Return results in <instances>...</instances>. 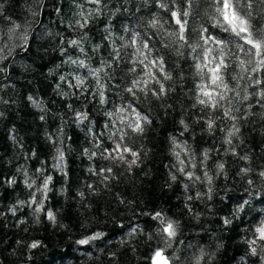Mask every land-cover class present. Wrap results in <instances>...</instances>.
<instances>
[{"label":"trees","instance_id":"1","mask_svg":"<svg viewBox=\"0 0 264 264\" xmlns=\"http://www.w3.org/2000/svg\"><path fill=\"white\" fill-rule=\"evenodd\" d=\"M80 2L0 0L3 4L0 47L4 44L12 47L11 55L5 49L3 55L7 59L0 60V67L4 69L0 72V264H146L152 250L164 244L156 231L158 222L151 216L157 211L179 224L177 236L168 249V254L175 253L179 257L178 264H188L201 249L206 254L201 264H262L259 257L248 252L243 238L249 224L264 216V192L261 191L264 180L257 174L264 170V107L257 106L255 99L249 101L253 115L239 120L240 132L233 138L238 156L226 153L229 147L223 143L226 133L219 128L228 129L232 122L218 120V130L211 134L206 131V125L197 124L200 108L192 107L193 61L187 55L190 51L187 48L182 49L184 57L177 56V45L165 35L175 28L170 14L158 8L153 0H104L102 15L92 19L81 44L89 65L100 66L101 61L115 55L114 48L121 51L122 57L131 53L132 48L122 46L130 42L131 32H139L150 37L152 46L165 57V67L172 80L164 82L170 91L160 99L137 92L135 105L151 121L142 134L125 129L131 137L129 143L142 153L138 166L129 170L119 161L113 163L99 155L90 160L84 153L85 148L89 149V154L100 151L94 146V135L101 138L103 147H112L109 137L115 130L113 120L116 127L120 125L116 117L109 118L107 113L133 100L125 89L136 77L128 72L131 64L127 59L105 69L108 76L104 73L101 76L108 103L103 105L95 94L94 78H89L87 86L92 91L85 95L69 89L67 81L61 82V76L86 72L66 62L69 57L84 58L78 48L67 44L83 36V30L69 27L79 18L76 13ZM84 7L91 6L85 4ZM206 9V4L198 3L189 16L193 41L201 26L210 24ZM154 15L160 18L163 28L147 26ZM8 17L21 25L11 38ZM125 28L130 31L126 32ZM25 32L26 46L19 38ZM165 44L168 47H164ZM97 45L101 47L97 49ZM57 84L70 95L63 96ZM29 97L38 101L39 107ZM249 102L241 106V115L248 110ZM68 105L75 111L87 112L88 119L79 123ZM182 118L189 130L180 136ZM172 136L186 141L197 157L204 149H211L206 165L214 176L210 200L207 196L191 202L186 200L197 191L206 192V184L197 182L186 190L187 181L182 178L177 182L169 180L166 165L175 162L171 154ZM57 147L65 153L62 170L53 167ZM245 155L249 158L247 161L239 159ZM218 162L225 163L224 173L220 175H216L215 170ZM41 167L44 174L53 176V181L45 211L37 214L31 206L18 202L29 201L30 192L35 191L26 186L24 172L30 178L41 177L36 172ZM107 167L113 168V174L106 184L101 183V177L89 172L90 168ZM242 167H249L250 174L240 175ZM197 174L202 175V170ZM12 178L16 182L7 183ZM248 179L254 181L253 186L248 185ZM40 183L42 179H37V184ZM88 185H93L94 190ZM80 192L84 193L83 198L78 195ZM245 199L249 204L244 212L225 226L222 218ZM13 208L15 212L10 210ZM48 209L55 212L54 221L47 218ZM133 227L137 229L135 233L131 232ZM96 232L104 235L88 245L76 243ZM34 241H39L40 246L30 249L28 245Z\"/></svg>","mask_w":264,"mask_h":264},{"label":"snow or ice","instance_id":"2","mask_svg":"<svg viewBox=\"0 0 264 264\" xmlns=\"http://www.w3.org/2000/svg\"><path fill=\"white\" fill-rule=\"evenodd\" d=\"M156 6L165 10L170 14L169 19L175 25L174 30L165 32L167 37L171 38V43L177 45V56L184 57L186 54L182 49H189L187 55L191 56L194 68V103L193 108H200V112L196 117L197 124L206 125V131L211 134L218 130L217 121H231L232 125L228 129L219 128L221 132H225L223 143L229 147L225 149L226 153L233 156H238L235 146L233 145V138L238 137L240 128L238 122L248 115H253V105L249 102L252 99L256 100L257 106L264 107V0H153ZM207 5L206 14L210 21L209 26H201L195 33L196 39L193 41L189 29V16L197 4ZM87 4L91 7L85 8ZM79 9L76 15L79 17L75 19L74 24H70V28L83 30V36L80 39H71L67 41L68 47L79 50V53L84 58L73 59L69 57L66 61L71 65H76L79 69H85L83 75L77 74L74 76H61V82L67 81L69 89H75L81 95H85L92 91L88 87L89 78H94L96 91L95 94L99 96L100 104L108 103L105 95L106 85L103 83V77L108 76L105 69H111L116 62L122 59H127L131 67L128 72L135 75L130 81L125 91L133 97L126 106L115 108L114 111L108 112L109 118L116 117L119 121V127H116V120H113L112 126L114 131L111 133L109 139L112 141V147H103L101 138L93 136V143L96 149L100 151H91L85 148L84 153L89 155V159H93L98 155L108 161L115 163L119 161L121 164L127 166L129 170L133 166H138L141 152L135 150L134 144L129 143L131 133L142 134L145 130V125L150 124L149 117L142 114L135 105V98L137 92H143L145 95L151 94L157 99L168 94L170 89L166 88L165 81L172 80V75L167 71L165 64V57L158 54L151 44V38L143 36L139 32H131V40L122 47L132 48L131 53H122L119 49H115V55L109 56L107 61H101L100 66L92 68L85 53L82 40L86 39L89 25L94 17L102 15L104 8V0H81L77 4ZM199 11V9H196ZM3 17V4L0 3V18ZM11 25L8 29L10 37L16 35V29L21 25L16 24L10 17L7 18ZM147 26L153 29L163 28L164 24L158 16H153L147 21ZM171 26V25H170ZM126 32L130 30L125 28ZM24 46L27 45L26 32L19 37ZM123 39V38H121ZM97 49L101 45L96 46ZM164 47H168L165 44ZM7 49L8 55L12 53V47L4 44L0 47V60L7 59L3 55ZM65 54H67L65 52ZM4 71L0 67V72ZM158 86V87H157ZM57 89L61 91L63 96H69L70 93L63 90L61 84H57ZM251 89V91H250ZM73 95L75 93H72ZM34 104L39 107V102L29 97ZM249 102L248 110L241 115V106ZM72 109V105H68ZM75 118L79 123H83L88 119V113L85 111H75ZM222 113L217 116L216 113ZM45 117H40L43 120ZM179 124L183 126V131L179 133L183 136L189 130V125L182 118ZM105 127H108L106 124ZM103 134H101L102 136ZM49 139H52L50 136ZM211 149H204L199 157L192 151L190 145L186 141H179L176 136L171 137V154L175 162L166 165L169 168V180L177 182L181 178L187 183H184V188L190 190L192 185L197 182L207 185V191H197L195 196L188 195L187 202L193 200L203 199L205 196L210 200L213 192L214 176L210 174L206 167L210 159ZM32 155H35L33 152ZM65 153L62 148H56V156L54 157L53 167L56 169H63ZM239 159L247 161L248 156H239ZM42 165L44 162H41ZM202 170V175L197 172ZM216 175L224 173L225 163L218 162L215 165ZM18 171H20L18 169ZM41 177L30 178L25 171V184L29 189H35L30 192L29 201H19L20 205L27 204L33 208L37 214L45 211V201L47 194L51 190L50 184L53 181L52 175L44 174L43 167L36 169ZM90 173L101 177V183L106 184L113 174V168H90ZM251 172L249 167H242L239 169V174L247 176ZM258 176L264 180V170H260ZM37 179H42V183L37 184ZM15 179H8L7 183H15ZM248 185L253 186L252 179L247 180ZM170 186V185H169ZM89 189L94 190L93 185H88ZM264 192V189L261 190ZM78 195L83 198L84 193L80 192ZM249 204V200L245 199L243 202L236 205L231 212L222 218V223L229 226L234 219L240 217L244 212L245 207ZM186 207L188 204L186 203ZM15 212V208L10 209ZM191 212L192 209L188 207ZM49 220H55V212L48 209L46 212ZM199 215L198 213L196 214ZM152 220L158 222L156 231L162 237L163 246H157L152 250L150 256L146 258V264H178L179 257L175 253L168 254V249L172 247L173 240L176 238L179 224L177 221L167 217L163 212L157 211L151 214ZM137 229L133 227L132 233ZM245 237L243 242L247 245L248 252L255 257H259L262 264H264V216L256 219L255 223H250L244 230ZM104 233L96 232L92 235L76 241L79 245H88L102 237ZM152 237L149 236V239ZM40 246L39 241H34L28 245L30 249H35ZM191 247V246H190ZM115 255L114 253L112 254ZM203 249L200 250L199 255H194L188 264H201V260L205 257ZM241 257V260H244Z\"/></svg>","mask_w":264,"mask_h":264}]
</instances>
